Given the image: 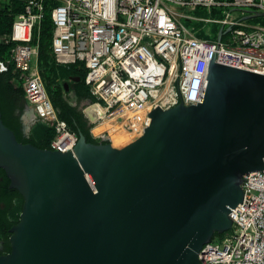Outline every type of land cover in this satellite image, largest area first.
<instances>
[{
    "label": "water",
    "instance_id": "obj_1",
    "mask_svg": "<svg viewBox=\"0 0 264 264\" xmlns=\"http://www.w3.org/2000/svg\"><path fill=\"white\" fill-rule=\"evenodd\" d=\"M207 80L202 101L154 107L142 134L80 131L74 151L20 141L0 109V167L24 198L0 264H201L202 246L232 227L244 175L264 169V73L213 58Z\"/></svg>",
    "mask_w": 264,
    "mask_h": 264
},
{
    "label": "built area",
    "instance_id": "obj_2",
    "mask_svg": "<svg viewBox=\"0 0 264 264\" xmlns=\"http://www.w3.org/2000/svg\"><path fill=\"white\" fill-rule=\"evenodd\" d=\"M5 1L12 2L0 0V7ZM16 1L23 4V10L1 40L13 44V60L23 73L35 122L54 126L56 135L51 144L60 151H74L78 134L59 116L38 64L41 24L48 10L57 62L69 66L82 61L87 68L85 81L94 99L84 107V113L93 136L100 141H114V122L134 136L142 134L151 122L150 111L157 105L168 108L180 100L186 104L202 101L213 58L264 73V23L243 17L245 8L264 11V0ZM174 5L221 8L223 14L196 16L179 12ZM233 8L241 10L243 16L234 15ZM184 16L231 29L221 40L202 37L194 24L182 20ZM102 110L112 122H104ZM132 116L140 119H125ZM262 170L244 175L248 180L242 183L243 201L230 212L232 227L202 246L201 264H264Z\"/></svg>",
    "mask_w": 264,
    "mask_h": 264
},
{
    "label": "trees",
    "instance_id": "obj_3",
    "mask_svg": "<svg viewBox=\"0 0 264 264\" xmlns=\"http://www.w3.org/2000/svg\"><path fill=\"white\" fill-rule=\"evenodd\" d=\"M220 9L213 8V11L216 12V10ZM22 10L23 4L16 0H12L11 3L5 1L0 7V61L5 66V68L0 70V109L2 110L4 122L15 130L20 141L32 142L39 147L52 148L51 142L56 135V130L53 125L44 121H37L28 134H25L23 130L21 116L24 113L27 103L24 89V76L21 70L15 67L12 55L13 44L4 43L1 40V35L11 30L16 14ZM252 18L256 19L254 22L264 23V16H255ZM204 23L205 21H201L194 25L197 27L202 26ZM209 23L214 25V35L209 36L201 32L198 35L207 38L218 36L222 24L217 22ZM53 30L54 25L50 11L48 10L41 24L38 54L39 68L48 94L57 107L59 116L65 119L78 135L80 131H83L89 141L98 142L100 140L93 136L91 123L84 113V107L94 99L89 85L85 81L87 73L85 63L79 61L67 66L57 62L52 48ZM76 76H80V79L75 80ZM66 83H68L70 89L73 88L76 91V104L71 102V97L68 94L70 89L66 88ZM17 193L21 197V202L17 206V212L14 216L19 218V212L22 209L24 198L18 189ZM16 220L18 219L9 220V225ZM215 235L217 236L219 233Z\"/></svg>",
    "mask_w": 264,
    "mask_h": 264
},
{
    "label": "flooded vegetation",
    "instance_id": "obj_4",
    "mask_svg": "<svg viewBox=\"0 0 264 264\" xmlns=\"http://www.w3.org/2000/svg\"><path fill=\"white\" fill-rule=\"evenodd\" d=\"M28 104L29 103L27 101L24 113H26V111L31 112V109L28 108ZM22 125L25 134H28L30 130H26L23 122ZM10 182L11 180L7 175L5 169H2V167H0V253H7L11 250L10 228L19 220L20 212L22 210L21 209L19 212V218L14 216L17 212V206L21 202V197L20 195H18L17 189L10 186ZM14 219L18 220L9 225L8 221Z\"/></svg>",
    "mask_w": 264,
    "mask_h": 264
},
{
    "label": "rangeland",
    "instance_id": "obj_5",
    "mask_svg": "<svg viewBox=\"0 0 264 264\" xmlns=\"http://www.w3.org/2000/svg\"><path fill=\"white\" fill-rule=\"evenodd\" d=\"M174 8L176 10H178L179 12H185V13H189V14H193V15H196V16H204V15H208V16H221L222 15V9L220 10H216V12H214L213 10H210L209 8L207 7H202V6H199V7H196V8H191V7H180L178 5H174ZM229 9L231 7H228ZM233 14L234 15H240L243 16V14L241 13V10L237 9V8H233ZM260 16H264V15H260ZM249 21H252L254 22L256 19H253L252 17L248 18ZM182 20L192 26L193 24L195 23H198V22H201L200 20H193V19H190L189 17L187 16H184L182 17ZM263 21V20H261ZM203 33V34H207L209 36H213L214 33H215V30H214V25L211 24V23H204L202 24V26H197V33ZM115 135H114V139L117 138V136L119 138L121 137H132L134 136V134H131L130 132H128L127 130H121L118 129L117 131L114 132ZM116 136V137H115ZM218 236L214 237V239H217Z\"/></svg>",
    "mask_w": 264,
    "mask_h": 264
},
{
    "label": "bare ground",
    "instance_id": "obj_6",
    "mask_svg": "<svg viewBox=\"0 0 264 264\" xmlns=\"http://www.w3.org/2000/svg\"><path fill=\"white\" fill-rule=\"evenodd\" d=\"M91 109H92V107H89V108H87V111L90 112ZM101 112H102V115H104V117H105V119H106L104 122H108V123H109V122H112V120H110V119L108 118V116L105 115L104 110H102ZM125 119H129V120L132 119L133 121H134V120L137 121L138 119H140V116H132V117H130V118H129V117H126ZM112 128H113L114 130L117 131L120 127H119L118 125H116V122H114V123L112 124ZM125 129L127 130V128H125ZM121 130H124V128L121 127ZM115 137H116V136H115ZM117 139H119L118 136H117V138L114 139V141L117 140Z\"/></svg>",
    "mask_w": 264,
    "mask_h": 264
},
{
    "label": "crops",
    "instance_id": "obj_7",
    "mask_svg": "<svg viewBox=\"0 0 264 264\" xmlns=\"http://www.w3.org/2000/svg\"><path fill=\"white\" fill-rule=\"evenodd\" d=\"M75 80H77V79H75ZM69 89H70V88H69ZM68 94H69L70 97H71V102H72V100H74V99H76V101H77V94H76V91H75L73 88H71V89L69 90ZM35 123H36V122H35ZM35 123H33V125H34Z\"/></svg>",
    "mask_w": 264,
    "mask_h": 264
}]
</instances>
